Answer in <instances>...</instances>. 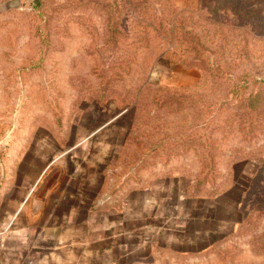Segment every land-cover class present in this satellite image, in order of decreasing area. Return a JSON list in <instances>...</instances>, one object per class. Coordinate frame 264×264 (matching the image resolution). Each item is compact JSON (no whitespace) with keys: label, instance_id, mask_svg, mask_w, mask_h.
<instances>
[{"label":"rangeland","instance_id":"rangeland-1","mask_svg":"<svg viewBox=\"0 0 264 264\" xmlns=\"http://www.w3.org/2000/svg\"><path fill=\"white\" fill-rule=\"evenodd\" d=\"M39 130L60 152L107 131L121 174L167 176L201 232L149 264H264V0L0 11V141Z\"/></svg>","mask_w":264,"mask_h":264},{"label":"crops","instance_id":"crops-1","mask_svg":"<svg viewBox=\"0 0 264 264\" xmlns=\"http://www.w3.org/2000/svg\"><path fill=\"white\" fill-rule=\"evenodd\" d=\"M43 139L0 141V264H149L167 239L200 234L176 224L184 208L167 176L118 171L107 131L62 152Z\"/></svg>","mask_w":264,"mask_h":264},{"label":"water","instance_id":"water-1","mask_svg":"<svg viewBox=\"0 0 264 264\" xmlns=\"http://www.w3.org/2000/svg\"><path fill=\"white\" fill-rule=\"evenodd\" d=\"M21 4H22V0H7L0 5V11L18 9L21 7Z\"/></svg>","mask_w":264,"mask_h":264}]
</instances>
